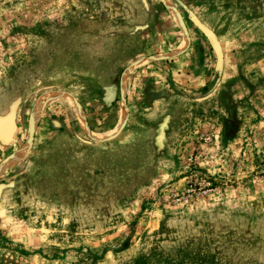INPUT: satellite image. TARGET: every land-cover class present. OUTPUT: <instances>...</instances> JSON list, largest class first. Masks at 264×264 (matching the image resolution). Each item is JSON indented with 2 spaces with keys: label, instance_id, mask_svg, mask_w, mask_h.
Returning <instances> with one entry per match:
<instances>
[{
  "label": "rangeland",
  "instance_id": "rangeland-1",
  "mask_svg": "<svg viewBox=\"0 0 264 264\" xmlns=\"http://www.w3.org/2000/svg\"><path fill=\"white\" fill-rule=\"evenodd\" d=\"M0 264H264V0H0Z\"/></svg>",
  "mask_w": 264,
  "mask_h": 264
},
{
  "label": "bare ground",
  "instance_id": "bare-ground-1",
  "mask_svg": "<svg viewBox=\"0 0 264 264\" xmlns=\"http://www.w3.org/2000/svg\"><path fill=\"white\" fill-rule=\"evenodd\" d=\"M62 99H65L64 96L62 94H58L56 96H54V100L55 101H59V100H62ZM42 112V109L41 107H39L36 111H35V114L34 116L37 118Z\"/></svg>",
  "mask_w": 264,
  "mask_h": 264
}]
</instances>
